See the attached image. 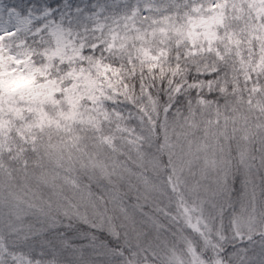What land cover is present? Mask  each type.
<instances>
[{
  "label": "clouds",
  "instance_id": "1",
  "mask_svg": "<svg viewBox=\"0 0 264 264\" xmlns=\"http://www.w3.org/2000/svg\"><path fill=\"white\" fill-rule=\"evenodd\" d=\"M0 264H264V0H0Z\"/></svg>",
  "mask_w": 264,
  "mask_h": 264
}]
</instances>
